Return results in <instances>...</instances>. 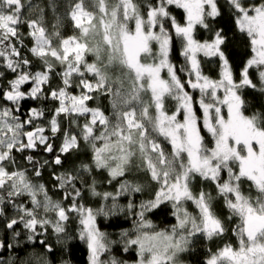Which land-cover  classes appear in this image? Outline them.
<instances>
[{
  "label": "snow or ice",
  "instance_id": "1",
  "mask_svg": "<svg viewBox=\"0 0 264 264\" xmlns=\"http://www.w3.org/2000/svg\"><path fill=\"white\" fill-rule=\"evenodd\" d=\"M225 2L253 53L239 82L234 80L221 49L226 40L222 30L215 32L211 42L198 41L194 35L197 26L208 29V21L221 15L218 0H158L143 9L135 0H116L114 4L92 0L91 9L85 0H74L69 15L79 35L68 37H61L58 31L49 34L40 19H25L24 11L32 5L24 0H0V66L13 74L5 86H0V216H6L9 209L15 213L3 221L5 229L20 237L22 233L16 229L22 225L27 241L36 242L49 227L58 236L65 233L63 222L75 212L89 264H128L115 256L103 258L121 242L124 252L134 250V264H178L180 254L195 238L211 241L222 238L226 231L213 211L211 194L192 191L191 182L199 177L215 185L230 212L228 219L239 220L232 229L236 245L225 244L206 264H264V119L245 115L239 94L242 88L258 87L249 75L253 66L259 88L264 91V0ZM173 6L182 10L183 24L172 15ZM21 24L29 29L33 44L28 51L41 62L38 70H32V61L12 43L14 38L19 40ZM172 32L181 41L180 55L185 61L179 68L170 59ZM198 53L219 57L218 80L202 73ZM88 54L95 56L96 62H89ZM117 65L121 75L113 80L108 69ZM165 71L167 78L162 75ZM53 74L60 77L61 86L52 87ZM26 85H30L27 90ZM73 88L79 94L71 92ZM197 91L198 101L194 96ZM94 93L111 97V116L89 106ZM166 98L175 101L171 113L165 108ZM47 99L56 102L47 127L36 125L46 116L43 109L30 108L26 118L21 117L22 101ZM197 103L202 110V128L195 111ZM61 116L68 118L69 128L63 130L59 154L52 161L45 160L44 165L62 166V155L78 149L80 140L91 145L92 160L81 165L77 174H53L57 187L64 190L62 200H54L47 186L34 179L41 176L38 162L32 155L23 154L41 146L44 152L53 153L56 149L47 133L50 131L52 137L61 133ZM73 117H84V124ZM71 125L79 131L73 132ZM203 131L211 136L212 146L206 143ZM17 153L32 166V176L17 164ZM134 161L135 167L159 187L152 199L139 205L129 200L127 213L132 228L123 231L119 241L110 240L97 227V216L118 210L119 197L143 192L141 184L123 179ZM93 169L106 170L108 182L119 184L115 193H103L105 200L112 201L110 208L94 211L77 201L81 196L77 181ZM244 181L250 182V190H256L255 199L245 195L241 187ZM91 189L93 195H99L94 182ZM68 200L72 202L65 206ZM165 202L171 204L176 223L158 230L147 214ZM189 203L195 212L189 211ZM39 243L51 252L46 241ZM36 264L48 261L38 258Z\"/></svg>",
  "mask_w": 264,
  "mask_h": 264
},
{
  "label": "trees",
  "instance_id": "2",
  "mask_svg": "<svg viewBox=\"0 0 264 264\" xmlns=\"http://www.w3.org/2000/svg\"><path fill=\"white\" fill-rule=\"evenodd\" d=\"M116 2V0H114ZM29 2L31 9L26 8L24 11L25 19H40L43 26L46 28L49 34L54 31H58L61 37H68L73 35H79L77 29L74 28V22L69 17L70 5L74 0H24V3ZM86 4L91 9L92 0H85ZM109 4H113L111 0H108ZM138 6L146 7L150 2H158V0H135ZM218 7L221 10V15L216 17L214 20H209V28L197 26L194 30L195 38L198 41H209L214 38L216 31L222 30L224 37H226L225 43L221 46L226 58L229 61V66L233 73V78L236 82L241 80V72L246 65L248 59L253 55L249 45L248 38L245 34L241 33L236 26L235 19L232 15V11L226 4L225 0H218ZM171 13L176 17L177 21L181 24L184 23V14L182 10L176 9L174 6L171 8ZM134 27V25H133ZM29 29L26 24L19 26V40L13 39L12 43L20 49L21 55L32 61V70H38L41 68V62L33 57L28 49L32 46L33 40L29 36ZM21 41L23 43H21ZM155 50V45H153ZM181 41L172 32V44L170 47V59L174 62L177 68L184 65V57L180 55ZM200 61L201 71L205 76L213 80L220 78L221 72V61L218 56L206 57L202 54L197 55ZM86 59L89 62H96L95 56L88 54ZM103 63H107V57H104ZM57 68V72H59ZM120 67L114 66L108 69V74L115 80L121 75ZM0 72L4 73L3 77H0V86H5L7 81L13 78V74L6 68L0 66ZM182 77H185V73H179ZM250 78L254 83L258 85L257 88H242L239 90L244 105L243 111L247 116L256 115L264 119V91L259 88V77L255 66L249 69ZM92 79V77H89ZM51 85L53 88L59 87L60 77L53 74L51 78ZM125 88L128 87L125 81ZM47 88V86H45ZM27 90L28 87H25ZM75 94H79V90L73 88L70 90ZM94 99L89 101L90 107L101 108L106 115L111 116L113 109L111 107V97L105 93H94ZM150 98V97H149ZM40 108L46 113L44 117L46 121L51 117L52 111L56 107V102L51 99L47 100H27L22 103V112L25 116L30 108ZM165 108L171 113L175 110V101L171 98H166ZM154 114V110H153ZM182 118V115L180 116ZM43 118V119H44ZM78 119L80 125L85 122L84 117H73ZM61 133L57 134L52 141L55 146V151L46 156L43 151L40 155H45L48 161H52L56 155L59 154V147L63 138V130L69 128L68 118L61 116ZM73 132H78L79 129L75 125H71ZM206 143L209 146L213 145L211 136L203 131ZM166 150H170L166 148ZM17 156V164L22 169H27L30 176L33 175L31 165L22 164L20 157ZM34 156V155H33ZM62 166H54L51 163L44 165V161L40 158H35L37 167H41V176L35 178L36 182L44 183L47 186L49 195L54 200H62L64 190L57 187V182L54 179L53 174L60 175L62 172H72L74 174L79 173L81 165L89 164L92 160L91 145L80 140L79 148L72 150L70 153L62 155ZM22 160V159H21ZM23 161V160H22ZM137 161L133 162V166L123 179L128 180L133 184H141L143 186V192L137 193L128 197L121 196L117 199L116 203L119 205V209L113 214L105 216L103 214L97 216V227L100 231L107 234L109 239L119 241L120 234L123 231L131 230L132 218L127 213V204L129 200H133L136 205H139L142 201H147L154 197L155 191L158 189L154 181H151L150 176L142 170L135 167ZM226 178V176H225ZM87 180V183L84 180ZM110 177L106 170H95L91 173H83V178L77 181V187L81 192V196L77 198L78 203L83 204L86 208H92L94 211L100 208H110L112 205L111 200H105L103 193L110 192L115 193L119 188V184L116 181H112L110 184ZM94 182L95 191L99 195H93L91 186ZM245 195H250L253 199L258 195L256 190L252 188L250 190V182L244 181L241 185ZM191 188L194 194H198L201 190L206 193H210L213 202V211L215 214L224 222L226 229L225 234L222 238L217 237L209 241L203 237H197L189 249L178 258V264H206L207 259L211 254L215 253L219 248H222L227 243L236 245V237L233 235L232 229L239 223L238 218L228 219L230 212L225 207L223 198L219 197L215 185L211 181H205L199 177H196L191 182ZM71 200L65 201V206L71 204ZM189 211L195 212V208L190 203L188 204ZM15 213L12 209L7 211L6 216H0V244H4V247H0V264H36L37 259H47L48 264H89L88 260V249L84 241L79 238V231L81 225L79 218L75 212L71 213L69 219L64 222L65 233L59 236L49 227L48 232L38 237L36 242L27 241V232L23 229L22 225L17 227L16 231L21 232L22 235L17 237L11 230L5 229L3 221L6 218H10ZM147 218L157 227V229L170 228L176 223L175 217L173 216V210L170 203H162L157 209L152 210L147 214ZM44 240L48 245L51 246V252L40 245L39 241ZM11 245V247H8ZM123 244L118 243L113 245V250L107 256L103 257L108 259L110 256H115L120 260L127 261L128 264H132L136 261L137 257L134 250L124 252Z\"/></svg>",
  "mask_w": 264,
  "mask_h": 264
},
{
  "label": "flooded vegetation",
  "instance_id": "3",
  "mask_svg": "<svg viewBox=\"0 0 264 264\" xmlns=\"http://www.w3.org/2000/svg\"><path fill=\"white\" fill-rule=\"evenodd\" d=\"M25 87H30V85H26ZM26 89V88H25ZM25 101H27V100H25ZM24 101H22L21 103H23ZM22 109L23 108H21L20 109V115H21V117L22 118H26V116H25V114H24V112H22ZM41 124H43L45 127H47V121H46V119L44 118H42V119H38L37 121H36V125H41ZM48 135H49V137H50V142L52 143V141L51 140H53L55 137H52V134H51V132L49 131L48 133H47ZM41 151H43V147L41 146L40 148H38L37 150H35V151H29V152H26V153H24L23 155L24 156H27V155H34L33 156V158H34V160L36 161V159L35 158H40L41 157V159L42 160H48V158L46 157V156H49V155H51L52 153H46V152H44L45 153V155H40L39 153L41 152ZM17 155L20 157V161H21V163L23 164H27L28 165V162L25 160V159H22V157H21V154H19V153H17ZM23 161H22V160ZM30 165V164H29ZM31 168H32V166H31Z\"/></svg>",
  "mask_w": 264,
  "mask_h": 264
},
{
  "label": "rangeland",
  "instance_id": "4",
  "mask_svg": "<svg viewBox=\"0 0 264 264\" xmlns=\"http://www.w3.org/2000/svg\"><path fill=\"white\" fill-rule=\"evenodd\" d=\"M111 2L114 4L115 3V1L114 0H111ZM29 2H27V4H28ZM26 4V3H25ZM69 17H70V15H69ZM71 19V18H70ZM50 33V32H49ZM156 48H157V46L155 45V50H156ZM198 54H202V53H198ZM203 55V54H202ZM172 61V60H171ZM173 62V61H172ZM174 63V62H173ZM162 75L165 77V78H167V74H166V71L164 72V73H162ZM188 91L189 92H192V90L191 89H188ZM219 95L221 96V98L223 97V92L221 91L220 93H219ZM194 96H195V98H196V100L198 101L199 99H200V94H199V92L197 91V92H195L194 93ZM195 111H196V113H197V116L198 117H200V126H201V128L203 127V125H202V110L199 108V104L197 103L196 105H195ZM223 113H224V115L226 116L227 115V109H226V107L225 108H223ZM178 119H182L180 116L178 117ZM206 132V131H205ZM207 133V132H206ZM202 134H203V132H202ZM63 224H64V222H63ZM86 244V243H85ZM87 246V245H86ZM88 260H89V255H88ZM89 262V261H88ZM132 264H134V263H132Z\"/></svg>",
  "mask_w": 264,
  "mask_h": 264
}]
</instances>
